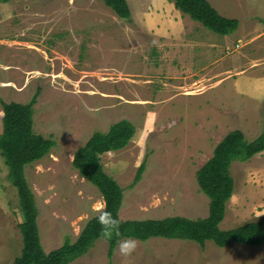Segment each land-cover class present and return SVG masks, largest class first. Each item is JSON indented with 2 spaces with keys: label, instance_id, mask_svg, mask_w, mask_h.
<instances>
[{
  "label": "rangeland",
  "instance_id": "obj_1",
  "mask_svg": "<svg viewBox=\"0 0 264 264\" xmlns=\"http://www.w3.org/2000/svg\"><path fill=\"white\" fill-rule=\"evenodd\" d=\"M126 1L131 21L102 0L0 4V132L1 101L27 104L39 90L33 130L56 141L48 156L25 168L46 253L74 244L104 210L97 188L73 167L74 154L94 133L122 120L136 128L126 149L101 159L124 190L121 221L206 218L210 201L198 186L199 169L230 132L242 131L248 142L264 135V66L246 67L236 51L243 39L233 36L224 45L225 36L165 10L171 0ZM207 1L242 10L241 0ZM203 43L211 47L205 56ZM244 53L261 58L264 46ZM8 172L0 155V264H12L23 246L18 224L25 218ZM231 175L234 194L220 228L264 220V152L234 162ZM201 248L152 238L140 241L127 261L117 245L111 260L102 238L71 264H264V244L220 248L208 241Z\"/></svg>",
  "mask_w": 264,
  "mask_h": 264
},
{
  "label": "trees",
  "instance_id": "obj_2",
  "mask_svg": "<svg viewBox=\"0 0 264 264\" xmlns=\"http://www.w3.org/2000/svg\"><path fill=\"white\" fill-rule=\"evenodd\" d=\"M7 4L9 0H0ZM118 18L131 21V10L126 0H102ZM176 9L204 28L221 36L234 33L239 27L237 19L226 18L207 0H171ZM39 90L27 104L5 103L0 135V154L8 167V179L17 189L20 207L25 220L18 224L22 235V250L12 264H71L102 239L98 215L92 218L74 244L66 242L62 247L46 253L41 244L38 225L39 211L35 194L26 177L25 168L46 156L55 147L53 137L45 138L34 133V112ZM136 134L135 125L127 120L113 124L106 133L96 132L87 143L77 150L73 167L78 174L97 188L105 207L113 216L119 217L124 190L106 173L102 157L108 153L126 149ZM264 152V135L252 142L246 140L240 130L230 132L215 148L213 156L197 172L200 190L209 198V215L204 219L191 220L169 217L163 220L121 221V238H134L146 242L152 238L189 241L204 247L213 242L224 248L234 242L249 246L264 244V220L248 222L240 227L222 230L227 204L232 198L235 181L231 175L234 162H247ZM145 162L139 167L131 188L142 179ZM109 243V259L117 247L116 239Z\"/></svg>",
  "mask_w": 264,
  "mask_h": 264
},
{
  "label": "crops",
  "instance_id": "obj_3",
  "mask_svg": "<svg viewBox=\"0 0 264 264\" xmlns=\"http://www.w3.org/2000/svg\"><path fill=\"white\" fill-rule=\"evenodd\" d=\"M164 1V0H162ZM210 1V0H209ZM242 1V10L240 8L237 12H232L231 10H226L225 8H218L214 6L212 3V6L224 17L230 18V19H237L239 21V27L238 29L228 35L225 36L224 45H228L229 42H231L230 38H233V36H237L238 38L243 39V41L240 40V44H237V55L242 56L246 60V67L251 68H257V67H263L264 66V55L260 58V55L257 57L258 59H253V56H251L249 53L245 54L244 51L250 50L255 46H264V0H241ZM167 2V1H166ZM211 2V1H210ZM168 3V2H167ZM0 4H5L3 2H0ZM174 3L165 5V10L169 11V13L174 14L180 19L182 17H187V15H184L182 12H180L178 9H176ZM162 5V4H161ZM241 6V4H240ZM160 7V6H158ZM157 7V8H158ZM174 10V12H172ZM228 11V12H227ZM181 31V25L174 26V28H178ZM179 31V32H180ZM179 35V34H178ZM181 38V35H179ZM222 40V43H223ZM244 42L246 44H244ZM210 43V42H209ZM254 43V44H253ZM207 43H203V54L206 55L208 49L211 48L210 46H206ZM224 45H221V48H224ZM201 45H199L200 47ZM229 48H226V50ZM222 50V49H221ZM252 62V63H251ZM243 67V66H241ZM239 67V68H241ZM248 69V68H247ZM247 69L240 70L239 75L237 77H241L247 74ZM260 69V68H259ZM260 76V75H259ZM227 79V78H226ZM237 79V78H236ZM3 131V130H2ZM2 131L0 132V135L2 134ZM1 155V154H0ZM201 248V247H200ZM203 249V248H201Z\"/></svg>",
  "mask_w": 264,
  "mask_h": 264
},
{
  "label": "clouds",
  "instance_id": "obj_4",
  "mask_svg": "<svg viewBox=\"0 0 264 264\" xmlns=\"http://www.w3.org/2000/svg\"><path fill=\"white\" fill-rule=\"evenodd\" d=\"M98 222L101 226V237L105 240L116 239L118 253L127 261L139 247L140 241L131 237L121 238V222L110 211L102 209L98 215Z\"/></svg>",
  "mask_w": 264,
  "mask_h": 264
}]
</instances>
